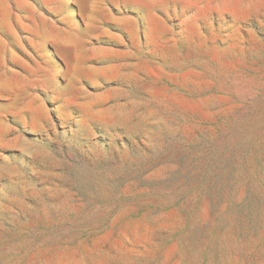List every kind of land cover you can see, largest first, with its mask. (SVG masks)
I'll list each match as a JSON object with an SVG mask.
<instances>
[{"label":"rangeland","instance_id":"1","mask_svg":"<svg viewBox=\"0 0 264 264\" xmlns=\"http://www.w3.org/2000/svg\"><path fill=\"white\" fill-rule=\"evenodd\" d=\"M0 264H264V0H0Z\"/></svg>","mask_w":264,"mask_h":264}]
</instances>
